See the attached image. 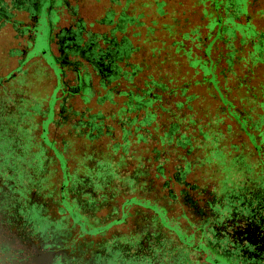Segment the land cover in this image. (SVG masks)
Instances as JSON below:
<instances>
[{
    "label": "flooded vegetation",
    "instance_id": "af4514ba",
    "mask_svg": "<svg viewBox=\"0 0 264 264\" xmlns=\"http://www.w3.org/2000/svg\"><path fill=\"white\" fill-rule=\"evenodd\" d=\"M56 2L68 8L51 17L49 10ZM22 14L32 21L24 27L16 18ZM46 14V61L58 81L54 98L41 108L26 83L11 82L17 72H26L20 66L16 73L0 76V264H264L261 174L260 181L248 179L229 192L226 185L237 178L230 169L206 186L184 181L178 171L174 175L178 192L168 188L162 196L153 181L143 184V189L159 195L162 204L144 197L134 203L117 202L110 190H102L106 186L101 189V174L71 179L68 141L58 131L67 126L68 134L82 138L92 137V130L86 131V122L77 118L67 98L58 97L59 83L69 82L65 78L72 72L69 94L88 101L91 96L82 90L91 84L85 83V77L108 76L120 57L117 51L116 58L109 53L114 50L108 47L113 39L105 41L113 27L100 38L103 34L88 30L67 0H0V27L9 22L15 36L27 35L30 44L22 50L26 55ZM63 18L67 24L54 31V52L52 30ZM52 131L57 139L49 137ZM101 210L105 216L97 215ZM169 211L176 215L168 217ZM104 217L99 226L89 227Z\"/></svg>",
    "mask_w": 264,
    "mask_h": 264
},
{
    "label": "rangeland",
    "instance_id": "374dc122",
    "mask_svg": "<svg viewBox=\"0 0 264 264\" xmlns=\"http://www.w3.org/2000/svg\"><path fill=\"white\" fill-rule=\"evenodd\" d=\"M249 1L251 2V6L248 5L249 12L253 15L252 22L263 33L264 0ZM67 2L77 11V16L85 27L98 36L107 33L118 19L117 13L121 9H125L126 14L133 18L134 22L128 25L125 30L115 31L114 35L118 40L127 39L131 49L126 58L122 57L118 60V66L122 70L128 68V65L139 67L137 74L133 77L132 91L135 93H139L143 82L149 80V75L154 79L162 80L169 87L184 86L188 82L186 94L193 95L192 99L185 101V97L180 96L179 89L174 94H170L171 96H164L167 102H171L170 99L171 103L178 100L183 101L184 103L180 107L181 118L184 115H189L185 119L189 122L187 123L189 128L185 129L182 124L175 137L180 138L183 133H190L199 144L187 153L179 143L162 144L158 138V136L161 138L163 136L162 128L155 132L151 130L154 124L144 125L141 128L143 133L146 132L145 129H149L150 136L146 134L147 138L144 141H138L136 136L133 137L127 154L128 160H125L124 163L121 162L118 167L116 163H119V155L115 154L112 157L113 160L107 162L105 157H107L106 153L110 151L112 137L115 138L119 135L115 121L111 117L120 107L117 102L119 99L115 97L112 100L99 101L97 99V96H102L106 91L101 87L97 76H92L90 80L86 78L84 80L85 83L91 84L90 88L93 92L88 101H84L78 94L70 95L74 84V74L68 72L65 79L69 82L59 83L61 90L56 92L58 97L67 98L66 101L69 105L71 104V110L77 113V118L82 122H89L91 119L93 122L94 119L95 123L100 125L102 121L104 127L110 125L115 133L109 137L104 134L95 136L94 130L92 137L86 134L85 137L78 138L75 134H68L67 126L58 131L59 134H64L68 141L67 169L71 179L77 178L78 174L93 173L97 176L101 174L99 184L101 189L106 186L107 188L102 190H110L109 193H113V199L117 202L132 198L131 203H134V201H138V197H144L162 204L163 201L158 197L159 195L154 194L152 190L143 189V184L153 181L154 187L161 188V196L168 192V188L173 189L176 193L178 185L174 183V173L178 169L182 172L184 181L196 183L199 186L211 185L223 177V165H228L227 163L236 157L235 163L230 165L237 174V178L233 179L234 183L226 185L225 192L244 185L245 181H249L248 179L260 181L259 174L264 177V141L260 143L261 137L264 136V109L260 105L264 102V88L260 87V83L264 81V64L249 65L241 59V57H247L249 43L242 44L238 34L228 40L218 41L209 52V58L216 61L220 91L247 121V125L243 127L238 119L227 111L213 85L196 82L201 76L198 68L192 66L183 55L175 52L176 46L173 41L179 40L183 33L197 30L201 38L207 35L209 10L205 9L207 14L203 12L201 0H67ZM67 8L63 3L56 2L54 7L49 10V15L53 17L55 11L65 12ZM258 10L262 11V15L255 14V11ZM109 14H112L111 19H108ZM45 16L38 27L37 39L27 55L26 52L22 53V50L30 44L27 35H24L22 39L15 36L16 31L9 22L0 27V76L16 73L15 69L20 66V71L26 72L23 74L17 72L11 82L23 81L26 83V89H29L31 97L41 105V108L48 98L51 96L54 98L55 92L52 94V90L58 83L46 61L48 58L46 55L48 39L45 34L47 14ZM16 18L17 20L21 19L22 27L24 24L32 22L26 19L24 14L18 15ZM65 19L54 24L51 45L54 52H56L54 31L57 27L67 24ZM107 19L110 21V26L106 25L105 20ZM239 20L243 22V17H240ZM247 25L251 28L249 24ZM244 28L246 29L247 26ZM194 36L195 33L192 37ZM185 43L189 45L190 41L186 39ZM230 43L237 49V54L229 62L227 44ZM153 47L156 50H152ZM193 49L197 55L206 58L203 48ZM44 51L45 56H43ZM195 70L198 73L195 74ZM118 81L120 82L118 87L124 84L120 77V79L113 80L107 88H111ZM14 87L19 86L15 84ZM155 91L157 92V90ZM60 103L61 101L56 103V111ZM172 106L174 108V105ZM130 115L140 120L144 115V110H137ZM193 127L195 131L191 132ZM50 128L54 130V126L51 125ZM86 131H88L87 126ZM208 135L217 140L219 147H224V164L217 157L209 155L211 147L205 146ZM49 137L55 139L56 135L52 131ZM243 155L246 156L240 158ZM136 169L142 171L143 175L137 176ZM115 173H118L119 176L114 177ZM132 177H136L138 182H132ZM165 182L169 184L166 187L163 185ZM140 186L142 189H139ZM98 188L100 194L101 189ZM104 214L105 210H101L97 215ZM175 215L174 211L167 213L168 217ZM104 219L106 217L89 223V227L99 226ZM164 223L165 227H168L167 222ZM129 224L127 222L126 226Z\"/></svg>",
    "mask_w": 264,
    "mask_h": 264
},
{
    "label": "trees",
    "instance_id": "16d2710c",
    "mask_svg": "<svg viewBox=\"0 0 264 264\" xmlns=\"http://www.w3.org/2000/svg\"><path fill=\"white\" fill-rule=\"evenodd\" d=\"M201 1L203 3V12L207 14L205 9L208 8L209 10L207 35L204 38H201L197 33V30H190L187 33H183L179 40L173 41V44L176 46L175 52L183 55L187 60H189V63L192 66L198 68V72L201 74V76L200 79L196 80V82H206L213 85L219 93L221 102L225 105L227 111L230 114H233L241 123V125L245 127L247 125L245 118H243L240 113L234 109L233 104L229 102V100H227L224 94L220 91V79L217 77L216 61H213L209 58V52L218 41L223 39L228 40L229 38H233L236 36V34H238L242 44L249 43L247 57H241V59L245 60V62L249 65H256L258 63L264 64V32L261 33L260 29H258L252 22L253 15H251L249 12V6H251V2L249 0ZM124 10L125 9L123 8L117 13L118 19L114 23L113 29L111 30L112 33L105 40L106 42H110V39H113L112 43L108 44L109 48L114 49L109 52L113 58H126L128 52L131 49L127 39L122 38L118 40L114 35L115 31L125 30L128 25L134 22V19L128 16ZM255 14L260 16L262 15V11H255ZM111 16L112 14H109L108 19H111ZM240 17H243V22L239 20ZM108 19L105 20V22H107ZM247 24H249L251 28H249ZM246 26L247 28L245 29L244 27ZM194 33L195 36L192 37ZM103 36L104 34L101 35L100 38ZM186 39L190 41L189 45L185 43ZM193 48H203L206 58L202 57L201 55H197ZM227 49L228 61L230 62L237 54V49L234 48L232 43L227 44ZM152 50H156V48L153 47ZM115 51H117L116 57L114 56ZM138 68V66L128 65V68L122 70L117 64V67L114 69L115 72L109 73L108 76L98 77L101 87H103L106 91L102 96H97V99L99 101L105 99L112 100L114 97L119 99L117 102H119L120 107L117 108L116 111L111 115L115 121V125L118 128L119 135L115 138L114 136L112 137L110 151L106 153L107 157H105V159L107 158L106 161L110 162L113 160L112 157L115 154H118L119 163H116L118 167L121 165V162L124 163L125 160H128L127 154L129 152L130 145L133 142L132 139L134 136H136V140L138 141L146 140V134L150 136L149 129H145L146 132L143 133L141 128L144 125L154 124L151 130L155 132L162 128L163 136L162 138L161 136H158L162 144L168 145L172 142L175 144L179 143L187 153H189L194 147L199 146L195 138H193L190 133H183L180 138L175 137V134L178 132L182 124L184 125L185 129L189 128L187 124L189 122L185 120L186 117H189V115H184L181 118L180 107H182L184 103L183 101L178 100L171 103L172 100L170 99L171 102H167V99H165L164 96H171L170 94H174L176 90L179 89L180 96H184L185 101L192 99L193 95L186 94L189 83L186 82L184 86L174 85L169 87L167 84L163 83L162 80L160 81L158 79H154L151 75H149V80H145L143 82L142 87L139 89V93H135L132 91L133 77L137 74ZM198 72L195 70V74ZM120 77L123 79L124 83L122 86L118 87V85H120V82L118 81L111 88H107L113 80L120 79ZM85 78L87 79L88 77ZM182 78H184V75H182ZM260 87L261 89L264 88V81L260 83ZM155 90H157V92ZM82 92L87 97H89L90 94L91 96L93 95V92L89 86H85ZM172 105H174V108ZM260 105L263 106L264 109V102L260 103ZM137 110H144V115L140 120H137L135 116L131 117L130 115L132 112H137ZM86 125L88 131L92 130L93 132L95 130V136L98 134H104L108 137L113 134L115 135L113 128L110 125L104 127L102 125V121L100 125H98L95 123L94 119L93 122L91 119L89 122H86ZM194 131L195 128H191V132ZM262 141H264V136L261 137L260 143ZM205 146L211 147L209 151L210 156L217 157L220 162L224 164V147H219L215 138L208 135L207 144H205ZM244 156L246 155H243L240 158H243ZM177 157L179 158V156ZM236 159V157H233L231 161L227 163L228 165L224 164L223 171H226V169L232 170L230 164L235 163ZM160 166L161 165H159V167ZM137 170L138 169H136L135 173L137 176L143 175L142 171ZM175 174L176 173H174V175ZM113 175L114 177L119 176L118 173ZM131 181H137L136 177H132ZM128 199L131 201L132 198H126V200Z\"/></svg>",
    "mask_w": 264,
    "mask_h": 264
}]
</instances>
